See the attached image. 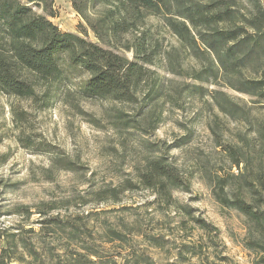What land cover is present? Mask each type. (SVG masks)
<instances>
[{
  "label": "rangeland",
  "instance_id": "1",
  "mask_svg": "<svg viewBox=\"0 0 264 264\" xmlns=\"http://www.w3.org/2000/svg\"><path fill=\"white\" fill-rule=\"evenodd\" d=\"M54 2L58 15L52 22L62 31L76 32L82 19L70 0ZM144 27L158 40L159 51H171L169 61L187 70L199 66L161 16L147 15ZM87 36L95 40L90 30ZM155 62L151 77L162 83L165 95L176 99L163 98L151 106L161 112V120L146 133L113 124L116 110L142 121L148 107H140L139 96L146 83L141 84L136 104L81 99L78 88L83 77L57 87L47 106L41 99L45 86L36 87L35 99L0 92V249L9 247L6 239L11 234L19 243L12 254L18 258L10 264H78V254L88 256L89 251L98 255L97 264H257L260 253L248 246L245 217L215 197V177L237 170L215 148L210 127L221 133L222 141L244 148L256 119L264 122V109L227 87L220 89L243 107L241 117L222 113L208 93L177 95L192 80L168 73L163 54ZM144 141L162 148L160 153L180 169L189 189L172 190L175 204L141 188L125 190L116 198L105 193L106 199L98 201V191L135 181L150 155ZM255 146L254 151L247 148L252 153L247 165L254 170L259 156L264 165V147ZM57 155H65L76 169L51 167L50 158ZM189 215L217 228L212 240ZM59 221L60 226L55 225ZM62 222L67 225L61 226ZM70 224L78 227L74 234H69ZM150 237H156L158 244Z\"/></svg>",
  "mask_w": 264,
  "mask_h": 264
},
{
  "label": "trees",
  "instance_id": "2",
  "mask_svg": "<svg viewBox=\"0 0 264 264\" xmlns=\"http://www.w3.org/2000/svg\"><path fill=\"white\" fill-rule=\"evenodd\" d=\"M70 3L82 19L76 32L62 31L52 22L58 15L54 0H0V92L35 99L36 87L45 86L41 99L43 106H47L57 87L71 78L83 77L78 88L81 99L136 104L140 97V107H148L142 121L116 110L113 124L146 133L148 127L154 130L161 120V112L151 106L163 98L168 102L176 99L173 94L165 95L162 83L151 77L156 71L150 66H155V58L163 54L168 60V73L192 80L180 87L177 95L208 93L222 113L241 117L243 107L220 89L227 87L249 96L264 109V0H70ZM147 15L161 16L183 50L199 66L187 70L169 61L171 51H159L158 40L144 27ZM88 30L95 40L88 38ZM142 83L147 85L144 92ZM210 85L214 87L209 90ZM256 121L251 139H244V148L252 151L255 145L264 147V122ZM210 128L215 148L237 170L228 169L224 175L215 177V197L245 217L250 230L248 246L260 253L257 264H264L261 156L257 168H249L250 150L222 141L221 133ZM144 145L150 155L138 168L135 181L124 180L118 188L98 191V201L106 199L105 193L116 198L120 192L141 188L152 191L166 204H175L172 190L189 189L180 169L160 153V146L147 141ZM50 165L56 170L76 169V164L65 155L50 158ZM189 216L212 240L210 235L217 228L204 219ZM55 225L60 226V221ZM68 227L69 234L78 228L73 224ZM113 234L121 236L116 231ZM15 236L11 234L6 239L9 247H1L0 264H10L13 258H18L12 255L19 244ZM150 239L158 244L156 237ZM96 257V252L89 251L88 256L78 254L76 261L97 264Z\"/></svg>",
  "mask_w": 264,
  "mask_h": 264
}]
</instances>
